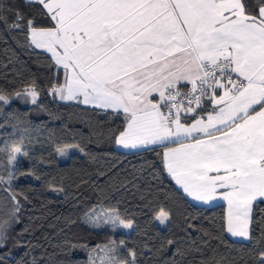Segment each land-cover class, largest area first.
<instances>
[{
	"label": "snow or ice",
	"instance_id": "6c2138e0",
	"mask_svg": "<svg viewBox=\"0 0 264 264\" xmlns=\"http://www.w3.org/2000/svg\"><path fill=\"white\" fill-rule=\"evenodd\" d=\"M23 3L28 13L15 10L9 21L6 13L12 9L0 0V24L21 31L23 47L50 54L47 66L53 81L48 95L122 119L119 132L109 129L106 136L104 131L99 135L126 152H156L163 171L192 201H227L223 231L259 247L264 230L257 238L250 225L256 223L254 209L264 211V0ZM42 91L35 78L12 89L0 86V127L11 116L5 109L14 108L16 101L43 109L38 103ZM21 123L12 125L20 133L16 139L0 138V192L6 193L0 198V249L6 247L13 224L20 222L21 201L30 202L27 191L13 182L20 176L41 179L18 167L21 160L31 159L32 150L30 131ZM55 148L62 157L69 149L84 152L75 143ZM129 183L139 190L134 181L121 182L117 190ZM47 187L58 194L64 191L51 182ZM140 198L157 225L158 243L155 249L144 245L145 250L158 255L172 249L170 264H183L192 252L201 255L199 264H232L215 249L204 256L202 249L211 239H221L219 235L188 222L187 228L208 239H201L200 247L190 237L181 243L171 235V209L162 203L153 206L143 193ZM82 220L93 229L107 230L108 240L92 248L69 244L67 254L83 248L87 264H140L143 251L127 247L125 238L116 236L139 234L132 216L118 207L100 206ZM254 262L264 264V248ZM32 264H37L35 258Z\"/></svg>",
	"mask_w": 264,
	"mask_h": 264
},
{
	"label": "trees",
	"instance_id": "16d2710c",
	"mask_svg": "<svg viewBox=\"0 0 264 264\" xmlns=\"http://www.w3.org/2000/svg\"><path fill=\"white\" fill-rule=\"evenodd\" d=\"M4 2L12 9L6 13L9 21L13 19L15 10L25 14L29 11L23 0ZM24 43L21 31H8L0 24V86L12 89L21 80L35 78L43 89L38 103L44 107L38 109L30 104L14 102V108L5 109L11 116L5 126L0 127V138L16 139L20 133L12 125L17 120L21 121L20 127H27L30 131L32 150L31 159L21 160L18 167L21 171L34 172L41 179L20 176L13 182L18 189L27 191L30 202L21 201L20 222L13 224L6 247L0 249V256L4 257L0 264H32L33 258L37 264H68L69 260L87 264V250L76 248L67 254V249L73 243L87 244L92 248L107 242L110 235L107 230L93 229L82 220L86 212L100 206L118 207L135 219L139 234L117 233L116 236L121 238L122 235L127 247L143 251L140 264H170L172 249L158 255L144 249V245L155 249L158 237L157 225L152 222L151 212L140 198L141 193L152 199L153 206L162 203L171 209L175 221L171 235L181 243L190 237L196 241L195 246L200 247L201 239H208L202 232L187 228V223L191 222L198 229L221 237L210 240L208 248L202 249L204 256L210 257L215 249L232 264H255L254 257L264 248V242L254 247L251 243L231 240L223 231L225 206L205 208L193 205L163 171L156 152H122L110 139L99 135L104 131L106 136L109 129L119 132L124 126L122 119H110L107 115L97 114L98 110L91 107L73 102L61 103L49 96L47 88L53 81L52 69L47 66L50 56L37 49L33 52L23 47ZM66 143L79 144L84 152L74 149L73 154L69 156L68 152L63 159H67L66 162L61 163L55 146ZM125 181H134L139 190L132 183L127 189L117 190L118 185ZM48 182L61 185L64 191L58 194L50 190ZM5 195L0 192V198ZM193 217L195 219H191ZM253 217L256 223L251 228L259 238L264 230V211L254 209ZM72 220L75 223H70ZM25 228L28 231H24ZM201 259L199 253L192 252L183 264H199Z\"/></svg>",
	"mask_w": 264,
	"mask_h": 264
},
{
	"label": "crops",
	"instance_id": "0c3cea01",
	"mask_svg": "<svg viewBox=\"0 0 264 264\" xmlns=\"http://www.w3.org/2000/svg\"><path fill=\"white\" fill-rule=\"evenodd\" d=\"M37 50H39V51H42L43 52V50L42 49H37ZM46 54H48V53H46ZM49 56H50V54H48ZM59 101V100H58ZM59 102H61V101H59ZM61 103H70V102H61ZM83 106H85V107H90V106H88V105H83ZM173 180V179H172ZM173 182H174V184L176 185V183H175V181L173 180ZM176 187L178 188V190H180L181 192H182V190L179 188V186L178 185H176ZM224 191V190H223ZM183 193V192H182ZM184 194V193H183ZM185 196H186V194H184ZM186 198L193 204V205H195V206H198V207H205V208H214V207H217V206H225L226 207V215H227V204H225V203H223V202H220V201H213L212 203H210V204H208V205H204V204H201V203H199V202H194V201H192L190 198H188L187 196H186ZM227 236L231 239V240H233V241H235V242H241V243H249V242H246V241H243L241 238H234V237H232L230 234H228L227 233Z\"/></svg>",
	"mask_w": 264,
	"mask_h": 264
},
{
	"label": "rangeland",
	"instance_id": "374dc122",
	"mask_svg": "<svg viewBox=\"0 0 264 264\" xmlns=\"http://www.w3.org/2000/svg\"><path fill=\"white\" fill-rule=\"evenodd\" d=\"M117 149H118L119 151L126 152V151L123 150V149H120V148H117ZM76 150L78 151V149H76ZM76 150H75V152H76V153H79V152H77ZM67 151L69 152V156H70L71 154L74 153V152H73L74 149H69V150H67ZM69 156H68V157H69ZM58 157H59V162H61V163H64V162H66V160H67V159L63 160L66 156H63V157H62V156H59V155H58ZM223 190H224V189H221L220 191H223ZM220 202H223V203L227 204V201L220 200ZM223 206H224V205H223ZM225 208H226V207H225ZM250 228H251V225H250ZM100 230H105V229H100ZM130 233H131V232H124L123 234H125V235H129Z\"/></svg>",
	"mask_w": 264,
	"mask_h": 264
}]
</instances>
